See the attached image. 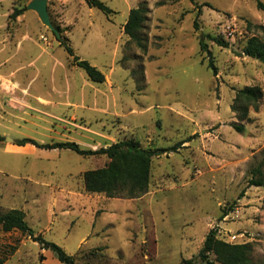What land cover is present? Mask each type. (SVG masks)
<instances>
[{
	"label": "rangeland",
	"instance_id": "rangeland-1",
	"mask_svg": "<svg viewBox=\"0 0 264 264\" xmlns=\"http://www.w3.org/2000/svg\"><path fill=\"white\" fill-rule=\"evenodd\" d=\"M30 1L0 0V210H22L35 235L75 264H178L197 256L211 229L220 239L250 243L252 262L264 264V233H252L264 222V187L248 184L264 179V65L243 53L249 38L264 41L257 7L264 0H99L111 14L81 0H48L60 37L71 45L70 32L82 56L99 55L100 84L73 64L34 12L11 18ZM140 5L147 9L145 50L123 32L130 9ZM202 36L217 75L200 50ZM245 86L263 96L258 111L249 107L248 120H240L231 105ZM25 138L92 150L128 140L166 150L187 142L154 156L147 193L127 199L84 189L83 173L107 165L106 156L16 144ZM0 257L3 264H63L28 235L1 228Z\"/></svg>",
	"mask_w": 264,
	"mask_h": 264
},
{
	"label": "trees",
	"instance_id": "trees-1",
	"mask_svg": "<svg viewBox=\"0 0 264 264\" xmlns=\"http://www.w3.org/2000/svg\"><path fill=\"white\" fill-rule=\"evenodd\" d=\"M86 5L90 8H97L106 14H111L113 11L108 8L103 2L99 0H84ZM195 4L194 0H189ZM258 9L264 11V4L257 2ZM27 6L20 9H15L11 18H16L21 15ZM147 9L140 5L132 8L129 11L128 19L123 26V32L135 45L145 50V41L141 35L143 23L146 20ZM197 26V23H194ZM249 26L251 24L249 23ZM263 29V27L257 26ZM56 37V35L53 33ZM56 39L60 45L65 49L68 56L72 58L75 66L84 71L87 78L94 83H103L105 81L104 74L91 65L87 60L80 59L74 52L68 40L64 37ZM212 41L220 47L227 48V42L212 38ZM200 50L206 52L208 56L207 67L212 70L214 75H217V67L214 65L211 53L207 44L203 41V36L199 42ZM243 53L250 58L256 59L260 64L264 65V41L257 36L249 38L243 48ZM263 96L262 90L258 86H245L237 90L234 96L231 110L237 114L240 120H248V111L251 107L255 112L259 109V100ZM232 127L238 133L245 132L244 124H232ZM3 137L0 135V140ZM186 142V141H184ZM184 142L177 143L173 147L166 149H150L143 148L133 140L119 141L113 143L108 147H101L96 150L82 149L74 142L53 143V144H39L36 141L25 138L17 140L16 144L24 146L32 144L37 148L45 149H69L75 153L83 156L104 155L109 159L107 165L102 168L89 170L83 173V184L86 192L104 194L109 198H138L147 193L150 180V169L152 158L159 154H166L168 151H177L179 146ZM178 146V147H177ZM260 168L254 170L255 175L260 173ZM249 186L264 187V179L257 177L251 178ZM244 191L239 195V199L243 197ZM232 210V209H230ZM228 215V211H224L220 217L222 220ZM0 228L3 232H11L17 230L23 234L28 235L34 242H37L42 249L50 250L59 262L63 264H75L74 257L68 255L60 246L55 243L46 241L42 235H35L34 231L29 227L25 220V214L20 209H10L7 211L0 210ZM252 246L250 243H230L218 238L215 229H211L206 235L203 246L196 257L190 259H182L178 264H199L198 259L204 264H261L253 263L251 260ZM5 258L0 257V264L5 262Z\"/></svg>",
	"mask_w": 264,
	"mask_h": 264
},
{
	"label": "crops",
	"instance_id": "crops-1",
	"mask_svg": "<svg viewBox=\"0 0 264 264\" xmlns=\"http://www.w3.org/2000/svg\"><path fill=\"white\" fill-rule=\"evenodd\" d=\"M59 1H64V2H69V1H71V0H59ZM83 3H85V1L84 0H81ZM86 4V3H85ZM47 6H48V3H47ZM90 8V7H89ZM90 12H92L91 11V9L89 10ZM32 12H34V11H32ZM64 12H65V14H66V12H67V7L64 9ZM34 14H36L35 12H34ZM37 15V14H36ZM74 21H76V23H79V20L77 19V18H75L74 19ZM70 23H69V20H68V18L67 17H64V19H63V23H62V26H68ZM93 26V22H89V24H88V28H89V30H88V32L86 33V34H84V37L82 38V44L85 46V47H88V46H90V43H91V37H92V34H93V31L91 30V27ZM66 36L68 37V39L70 40V42H71V45H72V48L74 49V52H75V54L80 58V59H82V60H85V58H86V60L91 64V65H93V66H95L97 69H99L100 70V64H98V58H99V55L97 54H83V55H85V56H82L81 54H80V52L78 51V49L73 45V36L70 34V32H67L66 33ZM29 40H31L30 38H29ZM116 50H117V48H115V50H114V56L116 55ZM114 56H113V58H112V62H113V60H114ZM85 57V58H84ZM55 59V57L53 56V54L52 53H49V52H47V55H46V61H53ZM58 61V60H57ZM58 62H60V61H58ZM15 64H18V62L17 63H15ZM101 71V70H100ZM103 74H104V72L103 71H101ZM104 76H105V74H104ZM85 84L87 83V81L85 80V82H84ZM5 84H7V83H5ZM4 84V85H5ZM88 84V83H87ZM184 142V141H183ZM187 142V141H186ZM186 142H184L183 144H185ZM182 144V145H183ZM181 145V146H182ZM254 212L253 211H248L247 212V214L246 215H252ZM260 216H262V219L264 220V209L263 210H260ZM246 224L247 225H249V222H246ZM256 229L254 230H252L250 227L248 228V229H250V230H252V233L254 232V233H264V222H262L260 225H256ZM226 241V240H225Z\"/></svg>",
	"mask_w": 264,
	"mask_h": 264
},
{
	"label": "water",
	"instance_id": "water-1",
	"mask_svg": "<svg viewBox=\"0 0 264 264\" xmlns=\"http://www.w3.org/2000/svg\"><path fill=\"white\" fill-rule=\"evenodd\" d=\"M47 3L48 0H31L27 4V10L34 11L40 19L41 23L45 25L49 30H51L57 38H59L60 34L51 23Z\"/></svg>",
	"mask_w": 264,
	"mask_h": 264
},
{
	"label": "built area",
	"instance_id": "built-area-1",
	"mask_svg": "<svg viewBox=\"0 0 264 264\" xmlns=\"http://www.w3.org/2000/svg\"><path fill=\"white\" fill-rule=\"evenodd\" d=\"M237 237H240V238H244V234H241V235H236V234H232L231 235V240H235ZM229 242V241H228ZM230 243H233L232 241H230Z\"/></svg>",
	"mask_w": 264,
	"mask_h": 264
},
{
	"label": "bare ground",
	"instance_id": "bare-ground-1",
	"mask_svg": "<svg viewBox=\"0 0 264 264\" xmlns=\"http://www.w3.org/2000/svg\"><path fill=\"white\" fill-rule=\"evenodd\" d=\"M7 88L9 87L8 85H5Z\"/></svg>",
	"mask_w": 264,
	"mask_h": 264
}]
</instances>
